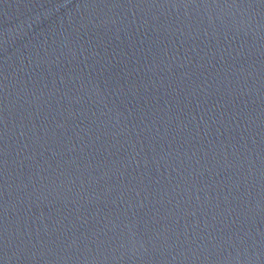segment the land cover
I'll return each mask as SVG.
<instances>
[{
    "label": "water",
    "instance_id": "95a60500",
    "mask_svg": "<svg viewBox=\"0 0 264 264\" xmlns=\"http://www.w3.org/2000/svg\"><path fill=\"white\" fill-rule=\"evenodd\" d=\"M0 264H264V0H0Z\"/></svg>",
    "mask_w": 264,
    "mask_h": 264
}]
</instances>
